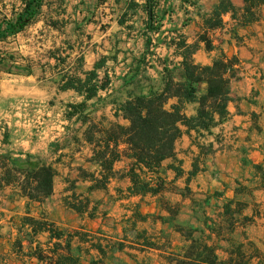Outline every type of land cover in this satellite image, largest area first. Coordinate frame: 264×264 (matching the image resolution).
I'll use <instances>...</instances> for the list:
<instances>
[{"label": "crops", "instance_id": "crops-1", "mask_svg": "<svg viewBox=\"0 0 264 264\" xmlns=\"http://www.w3.org/2000/svg\"><path fill=\"white\" fill-rule=\"evenodd\" d=\"M147 1L45 0L29 26L40 25L36 31L48 37V55L14 78L20 108L14 113L0 110V158L52 165L57 175L52 195L42 202L30 201L19 186L2 181L0 264H55L68 252L66 244L78 264L102 258L93 244L107 250L103 264H175L188 244L176 226L193 227L195 237L203 234L221 260L232 258L236 264L243 257L247 262L238 264H261L260 257L243 251L241 256L234 246L253 244L264 252V3L258 19L247 24L242 13L236 19L223 15L224 27L208 32L215 45L209 51L201 41L207 30L204 17L219 0H159L156 12L162 19L153 29L147 27ZM232 1L245 6V0ZM133 2L138 5L130 9ZM182 35L188 43L198 42L196 62L211 64L221 50L238 59L228 104L231 115L201 141L213 144L212 151L201 153L184 134L177 142V161L165 160L155 176L164 181L159 194L129 195L131 179L123 176L130 163L126 157L115 162L116 174L107 188L90 191L89 175L101 177L104 170L93 159L95 143L87 140L86 131L129 124L116 115L120 104L132 93L149 94L161 87L166 66L179 77L183 57L175 42ZM99 61L95 81L107 80L106 88L90 98L61 89L66 77L85 78ZM135 84L147 87L139 91ZM82 102L81 109H71L70 104ZM194 106L188 105V114L195 112ZM173 163L181 165L183 174L170 168ZM3 170L0 166V175ZM74 193L89 201L83 212L65 202ZM135 210L146 217L136 218ZM28 217L53 224L62 236L35 232ZM37 248L44 259L35 255Z\"/></svg>", "mask_w": 264, "mask_h": 264}, {"label": "trees", "instance_id": "trees-1", "mask_svg": "<svg viewBox=\"0 0 264 264\" xmlns=\"http://www.w3.org/2000/svg\"><path fill=\"white\" fill-rule=\"evenodd\" d=\"M23 7L13 17L0 20V38L5 34H18L33 24L40 14L45 0H22ZM118 1V0H117ZM159 0H148L144 6L149 14L147 27L155 28V24L161 22L162 17L158 16L156 6ZM264 0H245L243 8L237 7L232 0H219L216 9L207 12L204 17L206 32L202 34L201 41L205 42L209 51L215 49V45L209 30L224 27L223 15L231 13L236 19L238 13H242L247 24L258 19L257 10ZM138 4H129L132 9ZM127 12L120 18L121 24L125 23ZM59 22L52 20L51 24L57 26ZM156 24V25H157ZM159 28V27H158ZM176 47L183 57L181 61L182 73L178 77L174 69L165 67L163 84L159 88H152L149 94H134L120 104L116 115L122 116L129 121V124L117 122L109 129H99L92 126L86 131L87 140L95 143L93 159L98 162L104 173L101 177L91 173L90 180L93 182L89 190L107 188L110 178L116 174L115 162L126 157L130 160L127 171L123 176L131 179V186L128 188L130 196L147 194L157 195L164 188V181L155 176L161 171L163 162L168 158H176L177 142L187 134L192 143L195 144L201 153L212 151L213 144L207 146L202 139L212 134V129L228 118L231 113L228 109L231 93V82L236 76L235 64L238 59L229 57L221 50L213 59L211 64L196 62L194 54L199 50L198 42L188 43L182 35L176 42ZM102 67V61L96 63L93 70L86 72V77L68 76L64 79L61 89H74L85 94L87 98L95 96L100 89L107 87V80L98 84L95 80L98 77L97 69ZM189 104H194V113L188 114ZM84 102L70 104L72 110L81 109ZM121 111V112H119ZM99 136H96V133ZM121 145L124 148L121 149ZM0 166L4 168L0 175V186L2 181L5 184H15L20 187L22 195L30 201L42 202L54 190V180L57 170L52 165L34 164L28 160L24 165L17 164L10 156L0 158ZM170 168L183 174L181 165L175 163ZM193 169L196 171L198 165L195 162ZM66 204L72 209L83 212L88 206V200L78 199L76 194L72 200L66 199ZM133 215L143 219L146 216L135 210ZM27 222L33 226V230H48L53 236L61 237L62 232L56 230L54 225L47 221L28 217ZM185 239L187 246L183 249L185 256L176 258L175 264H233L234 259L221 260L217 253V247L209 244L202 238L195 237V229L190 228L187 232L183 226H176ZM102 255L101 259L94 260L92 264H103V258L107 250L101 244H93ZM67 253L59 256L55 264H78V260L70 253L71 246L66 244ZM55 247L52 251L56 252ZM239 255L243 256L241 247L238 246ZM35 255L44 259V252L37 248ZM239 262L236 261V264Z\"/></svg>", "mask_w": 264, "mask_h": 264}, {"label": "rangeland", "instance_id": "rangeland-1", "mask_svg": "<svg viewBox=\"0 0 264 264\" xmlns=\"http://www.w3.org/2000/svg\"><path fill=\"white\" fill-rule=\"evenodd\" d=\"M22 0H0V20L13 17L22 8ZM40 25L27 27L19 34H5L0 38V110L1 112H15L20 108L19 86L15 84V76L32 70L36 60H46L48 55V37H42ZM42 30V29H41ZM139 91H142L146 84H135ZM19 107V108H18ZM175 213L174 211H172ZM185 227V231L190 230ZM199 238L204 235L198 233ZM205 240V239H204ZM235 249L238 246H234ZM241 251L248 252V255L260 257L259 263H264V252L253 244L240 245ZM234 249V250H235ZM248 260V259H247ZM246 258L238 259L239 262H247Z\"/></svg>", "mask_w": 264, "mask_h": 264}]
</instances>
